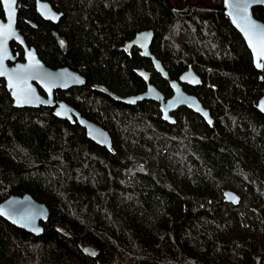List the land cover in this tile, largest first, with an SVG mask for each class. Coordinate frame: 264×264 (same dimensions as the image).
Returning a JSON list of instances; mask_svg holds the SVG:
<instances>
[{"label":"trees","instance_id":"obj_1","mask_svg":"<svg viewBox=\"0 0 264 264\" xmlns=\"http://www.w3.org/2000/svg\"><path fill=\"white\" fill-rule=\"evenodd\" d=\"M40 1L58 23L17 0V29L45 66L86 80L55 97L106 130L112 149L51 109L15 108L0 81V203L28 194L49 210L39 237L0 218V264H264V65L255 69L222 0ZM252 13L264 23V8ZM144 30L170 80L188 67L201 78L185 91L211 127L186 108L171 125L158 103L127 106L92 88L141 94L144 70L171 96L151 61L124 48ZM228 190L237 203L224 202Z\"/></svg>","mask_w":264,"mask_h":264},{"label":"water","instance_id":"obj_2","mask_svg":"<svg viewBox=\"0 0 264 264\" xmlns=\"http://www.w3.org/2000/svg\"><path fill=\"white\" fill-rule=\"evenodd\" d=\"M4 18L0 19V79L5 83L13 101V106L18 109L29 108H54V116L63 121L76 120L77 124L85 131L86 138L96 145L112 149V141L109 133L99 125L83 118L75 109L64 102L54 101V92L66 91L71 88L82 87L86 80L68 67L51 69L39 59L36 50L29 48L23 36L17 29V0H0ZM264 8V0H222V10L232 27L240 34L249 50L255 69L263 71L264 65V23L255 19L253 8ZM35 10L37 14L47 22L57 24L61 18L51 5L46 1L36 0ZM154 38L152 30H144L138 33L124 48L130 51L136 48L140 56L149 59L154 71L167 81L172 92L171 97L166 98L155 86L150 84L149 73L140 70L138 76L146 84V90L138 95L119 97L104 87L93 86L100 93L109 96L116 102L127 106H135L137 103L151 101L159 104V111L165 122L173 125L175 119L172 116L179 108H186L200 116L208 126H212L213 120L209 111L203 107L197 97L187 94L183 85L198 87L202 85L201 78L192 67H188L178 80H170L167 71L163 68L150 51ZM14 42L24 51V62L16 63L10 49ZM9 63L13 65H9ZM39 89L45 96L39 93ZM258 111L264 116V96L258 100ZM224 202L235 204L239 201L238 195L233 191L223 194ZM49 217L48 208L37 202L30 195L10 196L0 203V218L12 226L22 229L29 234L39 237L43 234L42 223ZM88 255H94L92 248H84Z\"/></svg>","mask_w":264,"mask_h":264},{"label":"flooded vegetation","instance_id":"obj_3","mask_svg":"<svg viewBox=\"0 0 264 264\" xmlns=\"http://www.w3.org/2000/svg\"><path fill=\"white\" fill-rule=\"evenodd\" d=\"M25 41V40H24ZM26 43V42H25ZM17 45V44H15L14 42H12L11 44H10V49H11V52H12V54H13V57L15 58V62L16 63H21V62H24V58L22 59V60H18L17 59V57L14 55V51H13V49H12V45ZM27 45V44H26ZM28 46V45H27ZM17 47H19L20 49H21V51H22V55L24 56V51H23V49H22V47H20V46H18L17 45ZM29 48H31V47H29ZM9 65L11 66V65H13V64H11V63H9ZM186 71V70H185ZM181 76V75H180ZM179 76V77H180ZM178 77V78H179ZM178 78L177 79H175V80H178ZM0 81L1 82H3L4 83V81L2 80V79H0ZM169 85V84H168ZM4 87H5V83H4ZM185 87H191V86H188V85H183V90L185 91ZM191 88H196V87H191ZM6 89V88H5ZM72 89V88H71ZM69 90V89H68ZM58 91H62V90H57V91H55L54 92V101L57 103V102H64L63 100H61V99H57L56 97H55V93L56 92H58ZM67 91V90H66ZM62 92H65V91H62ZM186 92V91H185ZM39 93L41 94V95H43V96H45L44 95V93L39 89ZM187 93V92H186ZM188 94V93H187ZM172 95V94H171ZM190 95H192V94H190ZM193 96H195V95H193ZM171 97V96H170ZM196 97V96H195ZM169 98V97H168ZM64 103H66V102H64ZM67 104V103H66ZM68 105V104H67ZM56 106V105H55ZM55 106L53 107V108H48V109H51L52 111H53V114H54V108H55ZM68 106H70V105H68ZM71 107V106H70ZM73 108V107H72ZM182 108H184V107H182ZM74 109V108H73ZM180 109V108H179ZM76 110V109H75ZM77 111V110H76ZM78 112V111H77ZM79 113V112H78ZM175 113V112H174ZM80 114V113H79ZM81 115V114H80ZM84 118V117H83ZM86 119V118H85ZM87 120V119H86ZM73 121H76L75 119H73L72 121H68V122H73ZM89 121V120H88ZM77 123V122H76Z\"/></svg>","mask_w":264,"mask_h":264},{"label":"rangeland","instance_id":"obj_4","mask_svg":"<svg viewBox=\"0 0 264 264\" xmlns=\"http://www.w3.org/2000/svg\"><path fill=\"white\" fill-rule=\"evenodd\" d=\"M197 1H199V3L206 2V0H197Z\"/></svg>","mask_w":264,"mask_h":264}]
</instances>
